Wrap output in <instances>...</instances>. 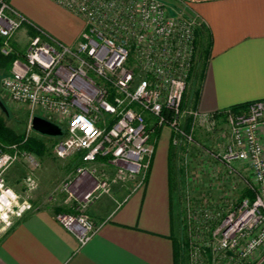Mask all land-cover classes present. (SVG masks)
Returning a JSON list of instances; mask_svg holds the SVG:
<instances>
[{
	"label": "built area",
	"instance_id": "1",
	"mask_svg": "<svg viewBox=\"0 0 264 264\" xmlns=\"http://www.w3.org/2000/svg\"><path fill=\"white\" fill-rule=\"evenodd\" d=\"M53 1L82 19L77 40L65 43L32 25L37 32L29 36L24 51L17 52L1 85L10 101L28 109L25 139L38 115L63 130L62 136L53 137L58 157L82 152L84 162L103 156L116 166L112 176L100 178L94 170L79 166L63 184L81 212H58L55 217L83 245L98 227L83 213L86 204L109 192L113 183L131 179L137 187L145 183L157 127L177 132L176 145L190 138L184 133L187 124L192 132L197 125L213 126L218 116L183 104L195 65L201 26L197 18L174 12L164 0ZM25 23L29 22L11 0H0L2 53L15 52L12 37ZM223 118L230 139L218 159L230 169L241 163L247 171L242 175L248 178L245 189L252 197L245 195L233 204L214 231L223 250L235 249L237 264H260L264 262V98L246 102L237 111L228 108ZM15 164L26 167L19 192L5 180ZM39 167L37 156L17 144L0 148V236L33 210L30 199L38 186Z\"/></svg>",
	"mask_w": 264,
	"mask_h": 264
},
{
	"label": "crops",
	"instance_id": "2",
	"mask_svg": "<svg viewBox=\"0 0 264 264\" xmlns=\"http://www.w3.org/2000/svg\"><path fill=\"white\" fill-rule=\"evenodd\" d=\"M164 1L174 12L197 18L211 40L209 55L205 56L203 37H197L187 105L210 115L264 98V0ZM11 4L25 16L27 24L62 42H75L83 28L82 19L74 13L78 19L72 31L58 28L55 16L59 17L64 8L53 0H11ZM15 34L12 44L20 49L23 35L30 34L28 27L24 24ZM170 139L171 129L163 126L155 138V153L142 186L137 187L135 179L113 183L109 192L89 204L85 211L98 227L83 245L55 217L58 212L75 214L78 203L66 204L63 195L53 192L63 178L75 174L76 167L94 170L98 178L96 173L112 176L116 166L103 156L84 162L82 152H75L69 161L73 169L57 164L53 175L47 170L51 162L42 158L36 171L34 208L1 234L0 264H176L171 236ZM25 172L22 164L7 171V182L17 192L22 185L15 180ZM9 177L16 179L9 181ZM87 187L88 182L80 189L85 191Z\"/></svg>",
	"mask_w": 264,
	"mask_h": 264
},
{
	"label": "rangeland",
	"instance_id": "3",
	"mask_svg": "<svg viewBox=\"0 0 264 264\" xmlns=\"http://www.w3.org/2000/svg\"><path fill=\"white\" fill-rule=\"evenodd\" d=\"M63 10L59 17L55 16L58 19L56 25L64 31H72L78 17L66 9ZM29 35H23L19 44L20 49L16 48L18 52L25 49ZM14 38H17L16 34ZM199 54L202 55V50H199ZM6 74L0 73V98L8 110V115L5 114L6 122L14 131L25 135L28 132L29 112L26 106L10 101L2 88L1 80ZM32 134L39 133L33 130L30 136ZM229 139L224 118L217 117L213 126L197 125L192 130L191 138H182L176 144L175 156L172 159L171 182L173 233L178 239L186 235L191 241V247H185L182 253L181 264H195V262L198 264H237L235 249L223 250L220 247V237L214 231L223 215L239 201L248 185L246 180L248 178L242 176L247 171L242 168L241 163H233V169H230L218 159V153L224 149ZM41 140L45 146L44 154L36 156L41 164L42 158H48L51 162L50 168H47L48 171H53V175H56L57 164L63 163L67 164L70 170L73 169L69 162L74 156L73 153L63 158L58 157L54 150L56 139L42 137ZM6 174V183L12 186V183L7 182ZM96 174L98 178L104 176V174ZM72 176L71 173L63 178L53 192V194L58 192L56 195H63L66 204L78 203L77 199L69 197V191L63 186L64 182ZM19 177L17 179L9 177V181L16 179V183H19L22 179ZM37 188L32 193L30 199L32 203ZM93 201L94 199L91 202ZM90 203H87L83 210V213L89 217L90 215L85 210ZM79 212L81 211L76 213ZM91 220L95 223L92 218Z\"/></svg>",
	"mask_w": 264,
	"mask_h": 264
},
{
	"label": "trees",
	"instance_id": "4",
	"mask_svg": "<svg viewBox=\"0 0 264 264\" xmlns=\"http://www.w3.org/2000/svg\"><path fill=\"white\" fill-rule=\"evenodd\" d=\"M25 25L28 27L30 34L33 35L37 32L36 29L31 24L25 23ZM197 37L198 38L203 37V41L205 42V48H204L205 53L204 54H205V56H208L210 46H211V40L208 39V37H206V34H204V29H203L202 24H201V26L197 32ZM1 44H2V38L0 37V48H1ZM12 46H13V44H12ZM13 48H14V46H13ZM14 50L16 53L12 52L9 54H4L0 50V73L1 74L9 72L10 65H11L13 59L17 55V51L15 48H14ZM186 98H187V95L185 94L184 100H183L184 105H187L186 104V102H187ZM245 106H246V103H241V104L231 106V107H229V109L237 111L241 108H244ZM225 110L226 109L221 110L219 112H216V115L218 117H223ZM185 129H186V130H184L185 136L187 137L189 135L191 138L192 132H191V130H189V124H187L185 126ZM160 130H161L160 127L156 128V130L154 131V138L157 139ZM176 136H179V134L175 131H171V139H170L171 142H170V147H169V151H168L171 191H172V184H171V182H172V159L175 156V147H176V145L173 143V139ZM41 138H42V136L39 134H32V136H29L25 139V135L23 133H17L7 124L5 114L0 110V148H5L6 146L11 145V144H17V145H19L20 148L25 149L27 151H31L35 155H41L45 150V146H44ZM245 195L252 197L251 193L247 189H244L242 196L240 198L244 197ZM171 222H172V234H171V236H172V242H173L175 263L181 264L182 253L185 250V247L186 248L191 247V241H190V238L186 235H183V238H181V239H178L174 236L172 212H171Z\"/></svg>",
	"mask_w": 264,
	"mask_h": 264
},
{
	"label": "water",
	"instance_id": "5",
	"mask_svg": "<svg viewBox=\"0 0 264 264\" xmlns=\"http://www.w3.org/2000/svg\"><path fill=\"white\" fill-rule=\"evenodd\" d=\"M0 110L4 114L8 115L7 107L5 106V103L1 100V98H0ZM31 127L35 132L41 135H46L51 137H59L63 135V130L59 125L38 115L32 118Z\"/></svg>",
	"mask_w": 264,
	"mask_h": 264
}]
</instances>
